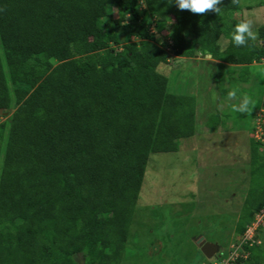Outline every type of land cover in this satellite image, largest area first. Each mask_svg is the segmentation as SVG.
Segmentation results:
<instances>
[{
	"label": "trees",
	"instance_id": "1",
	"mask_svg": "<svg viewBox=\"0 0 264 264\" xmlns=\"http://www.w3.org/2000/svg\"><path fill=\"white\" fill-rule=\"evenodd\" d=\"M221 7L218 16L166 0H0V110L10 114L0 123V264H78L80 254L122 264L151 155L196 133V97L172 93L160 65L171 52L212 55L211 66L264 62V24L258 41L236 47L242 0ZM261 145L242 238L264 208ZM263 232L231 264H264Z\"/></svg>",
	"mask_w": 264,
	"mask_h": 264
},
{
	"label": "rangeland",
	"instance_id": "2",
	"mask_svg": "<svg viewBox=\"0 0 264 264\" xmlns=\"http://www.w3.org/2000/svg\"><path fill=\"white\" fill-rule=\"evenodd\" d=\"M261 3L242 0L237 14L252 19L257 33L264 24ZM165 34L158 37V45L168 37ZM175 58L171 52L160 71L170 79L172 93L196 97V133L179 140L176 152L151 155L122 264H231L235 248L243 247L237 226L255 182L252 144L257 141V116L264 108V62L211 66L205 62L212 60L208 56ZM232 89L238 90V96L253 98L249 114L231 110L227 92ZM9 117L3 110L0 123ZM260 156L264 157V144ZM260 237L264 243V232ZM200 239L218 248L212 258L202 252ZM77 262L84 264L83 254Z\"/></svg>",
	"mask_w": 264,
	"mask_h": 264
},
{
	"label": "clouds",
	"instance_id": "3",
	"mask_svg": "<svg viewBox=\"0 0 264 264\" xmlns=\"http://www.w3.org/2000/svg\"><path fill=\"white\" fill-rule=\"evenodd\" d=\"M223 0H166L168 6L175 5L180 11H189L192 14L204 15L209 12L215 13L218 16L222 14ZM232 5H239L240 0H231ZM254 23L252 19H242L235 24L231 33V42L236 47H249L250 42H255L258 38L257 32L253 30ZM227 100L233 102L230 104L231 110L234 113L242 115L249 114L255 101L247 94L238 96V90L232 89L227 92ZM224 104L221 103L219 108L222 110ZM263 144V143H262Z\"/></svg>",
	"mask_w": 264,
	"mask_h": 264
},
{
	"label": "built area",
	"instance_id": "4",
	"mask_svg": "<svg viewBox=\"0 0 264 264\" xmlns=\"http://www.w3.org/2000/svg\"><path fill=\"white\" fill-rule=\"evenodd\" d=\"M255 137L258 142L264 144V108L260 111V114L257 116V129H256ZM263 225H264V208L260 211V213L256 215V221L251 226H249L242 241L243 245L250 244L252 246L253 242H256L257 239L255 233H258L259 229L261 227H264ZM242 248L243 247L237 249L235 248L234 254H232V257H230L231 258L230 263L236 261L240 257V250Z\"/></svg>",
	"mask_w": 264,
	"mask_h": 264
},
{
	"label": "water",
	"instance_id": "5",
	"mask_svg": "<svg viewBox=\"0 0 264 264\" xmlns=\"http://www.w3.org/2000/svg\"><path fill=\"white\" fill-rule=\"evenodd\" d=\"M208 57L212 58V55H207ZM3 110H0V113H2ZM199 245L201 247L202 252L205 254V256L210 259L212 258L218 251V248L211 244L204 241V239H200Z\"/></svg>",
	"mask_w": 264,
	"mask_h": 264
},
{
	"label": "crops",
	"instance_id": "6",
	"mask_svg": "<svg viewBox=\"0 0 264 264\" xmlns=\"http://www.w3.org/2000/svg\"><path fill=\"white\" fill-rule=\"evenodd\" d=\"M256 64H258V63H254V64H252V65H256ZM218 65V64H217ZM252 65H250V66H252ZM230 66H233V65H230ZM238 67H244V66H238Z\"/></svg>",
	"mask_w": 264,
	"mask_h": 264
}]
</instances>
